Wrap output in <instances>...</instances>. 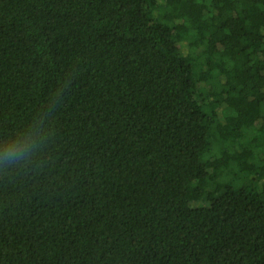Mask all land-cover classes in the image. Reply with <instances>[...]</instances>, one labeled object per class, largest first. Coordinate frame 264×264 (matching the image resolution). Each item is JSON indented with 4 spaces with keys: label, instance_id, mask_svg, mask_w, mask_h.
<instances>
[{
    "label": "trees",
    "instance_id": "trees-1",
    "mask_svg": "<svg viewBox=\"0 0 264 264\" xmlns=\"http://www.w3.org/2000/svg\"><path fill=\"white\" fill-rule=\"evenodd\" d=\"M25 146L0 264H264V0H0Z\"/></svg>",
    "mask_w": 264,
    "mask_h": 264
},
{
    "label": "clouds",
    "instance_id": "clouds-1",
    "mask_svg": "<svg viewBox=\"0 0 264 264\" xmlns=\"http://www.w3.org/2000/svg\"><path fill=\"white\" fill-rule=\"evenodd\" d=\"M38 152H33L27 146L20 148L14 147L9 149L6 154L0 157V166L6 173L15 171L22 167H28L36 162Z\"/></svg>",
    "mask_w": 264,
    "mask_h": 264
},
{
    "label": "rangeland",
    "instance_id": "rangeland-1",
    "mask_svg": "<svg viewBox=\"0 0 264 264\" xmlns=\"http://www.w3.org/2000/svg\"><path fill=\"white\" fill-rule=\"evenodd\" d=\"M231 176V175H230Z\"/></svg>",
    "mask_w": 264,
    "mask_h": 264
}]
</instances>
